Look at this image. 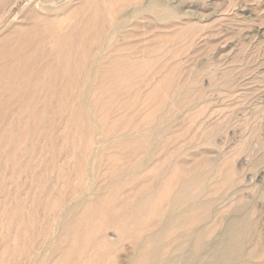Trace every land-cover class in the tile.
<instances>
[{"label":"bare ground","instance_id":"bare-ground-1","mask_svg":"<svg viewBox=\"0 0 264 264\" xmlns=\"http://www.w3.org/2000/svg\"><path fill=\"white\" fill-rule=\"evenodd\" d=\"M16 2L17 0H0V23L1 19L4 18L6 13ZM29 2L32 3L31 7L22 16V18L20 17L21 19L17 21L18 23L12 24L6 27L5 29L2 28L4 25L0 28V152L2 153V151L4 150L3 152L7 151L9 157L12 156V147L16 144L17 140L20 141V139H22L21 135L23 136V134H28L27 132H35L36 130H40L42 132L41 134H43L44 132L47 133V130H51L52 128H47L46 124L49 125L46 120L48 116H51L52 118V115L57 116L58 114L60 117V115L64 114L63 116L65 117L66 114L67 122L70 124L69 127H74L75 129H77L83 137V141L81 144L82 146L80 145V148L78 149L79 151H77L81 152L82 147L83 151L85 152L89 150L87 156H84L82 153H79L80 155L78 157L75 167L72 166L73 164H70V169H73V167L75 168L74 170L77 174L75 178L78 177L80 181H83L84 178L89 174L90 163L88 161H90V157L94 156H90V154H92V147L94 146L95 148V145L99 143V141H101L97 140V133L99 132L96 131L93 125L96 126V123L98 124L99 121V124H101L102 122L100 118H102V116H106V114L101 113V111L103 110H99V112L102 114V116L100 117L101 114L98 115L99 112L97 111V113H95L94 111H92V109L98 110L99 107L102 108L101 106L106 105L104 102L106 97L108 96L110 100V98H113L112 96H114L115 94L118 95V97L120 96L122 98L123 101L120 103L124 106L126 110L134 106V104L136 102H139L140 100L139 104L140 106L142 105L141 109L140 107H135L140 109L141 111L144 106L147 107L148 101L151 102L152 97L158 94L161 82H156L155 79V82H151V84L150 81L152 79L148 80L146 79L148 77H142L143 73L141 74L139 66L141 61L139 62L140 58L138 59V57H140L143 52V55H145V53L149 54L152 51V48L151 50H149L150 48H148V50L146 49L147 51L145 52V49L142 48L140 50V46L139 48L137 47L138 43L137 45H135L130 44L128 42L127 44H122L123 46L121 47H119V44V46L115 45V47L109 48V51H120V54H114L107 60H105L103 57L101 59V52L104 49L108 48L107 44L103 42L102 33H104L103 30L108 25L107 15H114V12L116 10L114 4L115 0H29ZM131 2L129 3V5L131 4ZM74 3H78V5L73 6ZM123 8H125V6ZM118 9L120 8H118L117 6V11H119ZM122 11L124 10L122 9ZM158 12L161 13L160 11ZM117 13L118 12H116L115 14ZM157 15L162 16L163 13L162 15ZM153 32L155 33L156 31ZM156 33L153 35L157 36L158 33ZM93 48L94 54L91 52ZM121 51H126V53L122 52L123 54H121ZM137 54H140V56L137 57ZM159 71L160 70H158V72ZM155 73H157V70L155 71ZM148 87H150L151 89L149 88L150 91L146 94L143 92V90L147 89ZM142 93L145 94L144 97H142ZM176 95L173 94V97ZM156 96L157 98H159L158 95ZM163 98L165 99L164 96ZM67 101H71L72 103H67ZM156 101L157 100H153V103H156ZM162 101L160 103L165 105V107L170 104L168 103L166 105L165 102ZM150 105L152 104L150 103ZM124 108H118V110L120 109L121 111L123 110L124 112H126ZM149 108L151 109V106ZM159 108H162L160 107V104L158 106V109ZM144 110L146 111L145 108ZM104 111L110 113L109 110L104 109ZM113 111H115V109ZM129 111L130 110L128 109V112ZM92 112L95 113L94 116L98 115L99 117V119L95 118V123L94 120H92ZM135 112L137 113V111H134L132 112L133 114L129 112L126 115L128 116L129 114H132L136 116L138 113H140L138 112L137 114H134ZM109 113L107 115H109ZM149 113L153 112L149 111ZM123 114L121 115L123 116ZM142 114H140L139 116H143ZM114 115H111V117L116 118ZM132 115L128 117L126 116V118L124 115L125 119L124 121L122 120L123 122H127V118L129 117L131 121H128V123H126L125 125L121 124L122 126L116 128L115 126L120 125V120H118V122L117 120L114 121L115 119H112L113 122L111 124V127L107 129L103 128V130L105 131L106 129V131L102 135L106 134V137H108L106 140H104V142H109V145L111 147L107 148L110 150L113 148L115 150L114 153L109 155H107L108 153H105L107 156L104 154V156H106L104 160L107 163L106 167L104 166V183L101 186H98V184L102 181L100 180V182H98L97 184V187L99 188L95 189V187H93L95 189L93 193L94 198L86 199L84 196L79 197L78 195L77 197L76 194L78 192H76L75 196H71V203H68V201H66V196L64 198L62 197V200L60 199L62 205H60V201H57L56 205H58L59 203L60 206L56 208H58L60 212H56L55 210V213H58V219L55 224L53 223V227L55 229L60 230L58 231L60 232V234L58 235L56 233L58 236H53V238L55 237V241H51L52 243H49V241H46L45 239L48 235H51V223L49 222L46 226L42 228L40 227L41 237L43 236V242L40 243L44 244L45 249L50 250L49 252L54 256L50 259L47 257V254H29L28 258L33 262H36L32 264H119V262L117 261V257L118 253L122 251L121 245L122 243H124V241L128 242L131 249L130 251H128V253L130 254H126V260L123 262V264H264V259L261 262L254 261L255 257H253V255H257L256 252L251 253L252 251H248V248H251L248 246L251 244L250 241L252 240V236L254 235H252V232H255L253 231V227L255 228V226L253 225L254 221L250 219V216L248 217L247 215L240 214L231 217L227 221L223 236L217 241L210 243V236L214 231L219 228L220 222L217 221L218 219L216 220V222L212 218L215 223L211 220L212 211L210 210V202L206 199H203V193L206 190V181L208 178V174L205 173L206 170L198 171L197 169L194 171V173H190L185 167H183L184 163H180L175 160L176 158L173 157L174 151L169 149L164 150V148H161L164 146L163 144L166 143L164 141L159 140L160 132H162L163 130L160 129L163 126V123L161 121V127H158L157 121H153L152 125H150L149 123H146L145 125V123L143 124V122L147 120V114L144 115L142 119L140 118L141 120L139 119V121V116L137 117L136 121L134 120V118H131ZM151 115L152 114H149L150 119H152ZM122 116L119 118L121 119ZM161 116H159V118ZM96 119L98 120V122ZM105 119L106 118H102V121ZM107 119L111 118L109 117ZM59 121L61 122L62 120ZM18 122H23V128L25 127L24 129L26 131H24L26 133L21 134L22 128H20ZM15 123L17 125H15ZM44 124L46 125V127ZM99 124L98 126H100ZM106 124H108V122ZM166 124L167 123H164V125ZM147 125H149L150 127ZM54 131H56V129ZM33 132H31V136ZM54 133L55 132H53V134ZM58 133H60V131H58ZM55 135L56 134L52 135V137ZM111 136L112 138L114 136L115 138L118 137L120 139L118 141H114V138L111 139ZM43 137H45V135L42 136V144L43 140H46L43 139ZM33 139H35V137H33ZM12 140L13 142L14 140H16L14 145L12 144L13 146L10 144V141ZM47 140H49L48 137ZM168 140L169 138L167 139V141ZM25 142L26 144H28H25L26 146H30V142ZM161 142L163 144H160ZM19 143H21V141ZM44 143H46V141H44ZM58 143L60 144L61 142L58 141ZM59 144H56L58 145L57 148H59ZM159 144L161 145L160 147H158ZM16 145L18 146V143ZM26 146H24V149L27 148ZM62 147L64 146L62 145ZM78 147L76 146V149ZM14 148L15 147H13V149ZM50 149L51 148H49V150ZM60 149L59 152L58 149L56 150L59 155H61L60 152L62 151ZM95 149L97 150V148ZM26 151L24 152L28 154V150ZM18 152H22V150ZM32 152L35 153L34 150ZM40 152H44V149ZM95 152L96 151L93 150V153ZM57 153L55 152V154ZM5 154L6 152L3 155ZM19 155L17 156L19 157ZM56 156L57 155H55V157ZM9 157H6L7 161L10 159ZM40 157L43 156L41 155ZM68 157L65 158V161H68ZM71 157L72 156H70V158ZM2 158L5 157L3 156ZM43 158L45 159V156ZM52 158L54 159V157ZM4 160H1L2 164H5L3 163L6 162ZM16 160L18 159L16 158ZM33 160L34 159H32V164L34 163ZM58 160L57 161L60 162L61 158H58ZM40 162H38V166L41 164ZM58 162H55L57 164L55 165L57 167L56 169L60 167L58 165ZM44 163L45 162L43 160V164ZM51 163L52 162H50V164ZM19 164L18 167H21V171H23L22 166H19ZM0 166L2 167V165ZM5 166L6 165H4V167ZM29 166L30 167L28 168H31V165ZM38 166L36 164V167ZM50 167H52V165ZM227 168H229V166H227ZM48 169L49 168L47 165L46 170ZM29 170L30 169H26V171H28L26 172L27 174L29 173ZM41 170L38 169V172ZM10 173L12 174V168ZM39 173L38 175H42V173ZM49 173L50 171H48V174ZM229 173H231L230 170ZM55 174L58 175V173ZM66 174L67 173H65V177ZM33 175L35 176V174ZM60 176L58 175L57 177L59 179L63 178ZM16 177L18 176L16 175ZM36 177H39V180L41 179L40 176ZM70 179L71 178L69 177V179L67 180ZM101 179H103V177ZM86 180H89V178ZM29 181L30 179L27 181V183ZM31 181L33 182V179H31ZM37 181L38 180H36L35 182ZM40 181L43 183L46 182L42 179ZM74 181H76V179ZM63 182L62 184L64 186L65 182ZM17 184L15 186V189L16 187H18ZM49 184H52V182ZM21 186L22 185H20L19 187ZM54 186L55 188L57 187L56 185ZM1 188L4 187L1 186ZM87 188L88 187L85 186L84 190H86ZM5 190L6 189H4V191ZM30 190L31 189H29V191ZM53 191H56V189ZM50 192H52V189ZM80 192L82 193L83 190H81ZM2 193L5 192H3L2 190ZM26 193L27 191L25 192V196ZM61 193L63 194V192ZM86 193L88 194V192ZM45 194L43 195L45 196ZM7 195L4 196L8 197ZM47 195H49V193H47ZM67 195L69 198V193ZM51 197L52 196H50V198ZM59 197L57 200H59ZM50 198L48 199L50 200ZM4 199L6 200L5 197L3 198V200ZM51 199L54 201V197ZM18 200L19 199H17V202H19ZM40 200L42 199L40 198ZM47 201L48 200H45V204ZM3 205H5V203ZM2 206L0 205V207ZM16 207L18 206L15 205V208ZM43 207L46 208V206L44 205ZM15 208L13 209L15 210ZM52 208H54V206ZM42 209L44 210V208ZM13 212L10 216L14 214ZM52 215L54 214H51V218ZM42 219H40L41 222ZM18 220L20 219L18 218ZM34 225L35 223L33 221L29 224L30 228L31 226L34 227ZM8 227H10V225ZM109 230L114 231L115 235L111 236L109 234ZM32 231L33 229L31 228L30 232L32 233ZM34 234H36V232H34ZM7 235H9L8 230ZM15 239L16 238L12 240ZM22 240L24 239L22 238L19 242H22ZM31 242L32 241H30V243ZM9 243L11 244V242ZM22 243L24 244V241ZM209 244L211 245L209 248L210 253L206 258H203L199 251L204 249ZM39 245L40 244H38V246ZM24 246H22V248ZM10 247L12 248V246ZM186 247H188V250L191 252V258L189 256H186L184 253ZM12 250L15 251L14 248H12ZM2 251L4 252V250ZM3 252L1 253L0 251V256L3 254ZM23 252H25V249L23 250ZM14 253H11L10 255H14ZM23 258L24 257H22L21 259L23 260ZM2 260L0 261V263L2 262ZM13 262L10 264H13ZM16 262H18V259Z\"/></svg>","mask_w":264,"mask_h":264},{"label":"rangeland","instance_id":"rangeland-1","mask_svg":"<svg viewBox=\"0 0 264 264\" xmlns=\"http://www.w3.org/2000/svg\"><path fill=\"white\" fill-rule=\"evenodd\" d=\"M134 1L132 0L131 2V0H115V18L113 14L111 16L107 15L108 25L104 28V33H102L103 42L107 44L108 48L104 49L101 52L100 56L101 59L103 57L105 60H107L114 54H120V51L112 52L109 51V48L115 47V45L119 46V44V47H121L128 42L135 45H137L138 43L137 47L139 48L140 46V50L142 48L145 49V52L148 50V48H150L149 50H151L152 48L153 52L149 51V54L145 53V55H143L144 52L142 50L143 54L141 53V56L140 54L136 55L137 57L140 56L138 57V59L140 58L139 62H142H140L139 66L141 70L140 72L141 74L143 73V76L141 74L140 75L145 78L148 77L146 78L148 80L152 79L150 83H154L156 79V82L160 81L161 85L159 89L160 93L158 92V94H156L159 96V98H157V96L155 95L152 97L151 102L148 101L147 107L151 106V109L144 106L146 111L144 110V108H142V110L140 111L142 105L140 106L139 100V102H136L134 106L128 109L130 110V113L134 111L140 113L137 114L135 112L134 114H137L136 116L132 115L133 113L129 114L128 116L132 115L131 118H134V120L137 121V117L144 112L142 115L144 116L147 114L148 117L147 120L145 119L146 121H144L143 124L145 123L146 125V123H149L150 125H152L153 121H157L158 127H161L163 123V128H160L163 130L162 132H160V136H158L159 140L166 143L163 144L161 142L160 144L164 145L161 148H164V150L169 149L174 151L173 157L176 158L175 160L177 162L184 163L183 167H185L190 173H194V171L197 169L198 171L206 170L205 173L208 174V178L206 181V190L203 193V199H206L210 202V210L212 211L211 220L212 218L214 219V221L218 219L217 221L220 222L219 228L210 236V243L217 241L223 236L227 221L231 217L240 214L247 215L248 217L250 216V219L254 221L253 225L255 226V228L253 227V231L255 232H252V235L254 234L252 236L253 241H250L251 244L248 247L251 248H248V251H252L251 253L256 252L257 255H253V257H255L254 261L261 262L264 259V0H169V2L168 0ZM130 2L131 4L129 5ZM31 4L32 3L29 2V0H17V2L6 13L4 18L1 19L0 28L4 25L2 28L5 29L12 24L18 23L17 21H19L27 12V10H29ZM77 5L78 3L73 4V6ZM117 6L118 8H120L118 9L119 11H117ZM124 6L125 8H123ZM122 9L124 11H122ZM158 11H160L161 13H159ZM116 12L118 13L115 14ZM157 14H161L162 16H159ZM163 16L168 18H165ZM153 31H156L158 35L154 36L153 34H155L156 32L154 33ZM91 52L94 54V48ZM122 52L126 53V51H121V54H123ZM156 70L158 74L155 73ZM158 70L160 71L158 72ZM155 77H157L158 79ZM149 88L150 87L144 89L143 92L146 94L149 93L151 89ZM144 93L141 94L142 97H144ZM173 94H177V97H173ZM163 96L165 97V99L163 98ZM112 97L113 98H110L109 100L107 96L104 101L106 105L101 107L105 110H109L112 116L114 114H117L114 115L116 118H112L109 112L104 111V109L100 107L98 108V110L95 109L96 111L92 109V111H94L95 113H97V111L99 112L100 109L103 110L104 112L101 111V113L106 114L107 117L102 116V114L99 112L98 115L101 114L100 117L102 116L103 119H106L102 121V118H100L102 122L101 124H99V121L98 124L100 126H98L97 123L96 126L93 125L96 131L99 132L97 133V140H101L103 142L99 141V143H97L96 145L93 144L95 145V148H97V150L94 148V146L92 147V154H90V156H94L90 157L91 159L90 161H88L90 163V170L89 174L84 178L83 181H80L78 177L75 178L77 174L74 170V167L79 155L82 153L84 156H87L89 150L85 152L83 151L82 147V151L78 152V149L82 144L83 137L77 129H75L74 127H69L70 124L67 122L66 114L65 117L63 116L64 114L60 115V117L63 118H60L58 114L57 116H53L52 114H50L52 115V118L51 116H48L46 120L49 125H46L47 128L52 127V131L48 129L49 131L47 130V133L44 132L45 134H41L42 132L40 130H36L35 132L30 131L27 132L28 134H23L26 133V130L24 129L25 127L23 128V122H18L20 128H22L23 131H21V134H23V136L21 135L22 139H20L21 143H19V140H17V142L16 140H14V142L13 140L10 141L11 145H14L15 142L16 144L18 143V146L16 144V146L12 145L15 148L13 149L12 147L13 155L10 157L9 154H7V151H5V155H3L5 153L3 152L4 150L2 151V153L0 152V157H5H1L0 161H3L4 159V161H6L3 162L5 164H2V161L0 163V165H2V167L0 166V200H3L4 197L6 198V200L4 199L5 201H0L1 206L5 203V205L0 207V251L2 253V250H4L5 252H3V254L0 256L1 260L3 259L1 262L2 264H10L13 261V264H20L21 261V264L36 263L28 258L29 254L32 253L47 254L48 258H53L54 255L49 252L50 250H46L44 244L40 243L43 242V236L41 237V228L46 226L50 222L52 225L51 235H48L45 240L49 241V243H52L51 241H55V237L60 234V232H58L60 230L55 229L53 227V223L55 224L57 222L58 213H55V210L56 212H60L56 207L62 205L61 200L66 196V201H68V203H71V196H75L76 192H78L76 196H84L86 199L94 198V190L96 188H99L97 187L98 182H100V180L103 181H101L98 186H101L104 183V166L106 167L107 164L104 159L107 155L114 153L115 150L113 148L111 150L108 149L111 148L109 145L110 143L104 142V140H106L108 137H106V134H102L105 133L107 128L111 127L114 119V121L120 120V125L115 126L116 128L125 125L126 123H128V121L131 122L129 119L130 117L127 118V122H123L127 116L126 114H128L129 112L128 109L126 110L120 103L123 101L122 98L120 96L119 98L118 95L115 94ZM153 100H157L156 103H153ZM161 101L165 102L166 105L168 103L170 104L165 107V105L160 103ZM107 102L110 103L108 104ZM67 103L72 102L67 101ZM150 103L152 105H150ZM159 104L162 108L158 109ZM135 106H137L138 108L140 107V109L136 108ZM134 107L137 110H135ZM113 108L115 109V111H113ZM118 108H124L126 112H124L123 110L121 111L120 109L118 110ZM149 111L153 113H149ZM95 113L92 112V120H94V123L95 118L99 119L98 115L94 116ZM108 113L110 116L107 115ZM121 114H123V116ZM149 114H152L151 118L153 120L150 119ZM119 115L122 116L121 119L119 118L121 117ZM158 115H162L160 117L161 119ZM143 116H139L138 121L140 118L142 119ZM109 117L111 119H107ZM166 118L168 119V122ZM59 120L62 121L60 122ZM107 122L108 124H106ZM52 123L54 126L52 125ZM164 123L167 124L164 125ZM15 125L17 124L15 123ZM103 128H106L105 131L103 130ZM55 129L57 132L54 131ZM58 131H60V133H58ZM167 131H169L170 133ZM31 132H33L32 136ZM53 132H55L54 134L56 135L52 137V135H54ZM65 133L67 136L65 135ZM168 133L170 134V136ZM40 135H45L43 139L46 140H43V144L41 142L42 136ZM46 136L49 140H47ZM28 137L31 139H29ZM33 137H35V139H33ZM26 138H28L30 141ZM55 138L57 141L55 140ZM65 138L67 141L65 140ZM113 138L114 141H118L120 139L118 137L115 138L114 136ZM113 138L111 136V139ZM166 138H169V142ZM25 141H27V143L30 142V146H26L28 144H26ZM44 141H46V143H44ZM58 141L62 143H60L61 146ZM38 142L40 143V145ZM56 144H59V148H57L58 145ZM160 144L158 147L161 146ZM23 145L27 148L24 149ZM62 145L65 147V149L64 147H62ZM75 145L79 147L76 149ZM41 146L44 149V152H42L43 154L40 152L41 150L43 151ZM49 148H51L52 150L50 149V151ZM20 149L23 153L18 152L21 151ZM57 149L58 152L59 149L63 151H61L62 153L60 152L61 155L57 153ZM26 150H28V154L26 153ZM33 150L35 153L32 152ZM93 150H95L96 152L93 153ZM71 151H73L74 154ZM55 152L57 154H55ZM105 153L108 154L106 155ZM104 154L106 156H104ZM17 155H19V157ZM41 155L43 157L45 156V159L43 157H40ZM55 155L57 156L55 157ZM15 156L18 160H16ZM70 156H74L73 158L71 157L73 160L70 158ZM6 157H9L10 159L8 158L9 160L7 161ZM11 157L13 160L11 159ZM52 157H54V159ZM66 157L69 158L67 159L68 161H65ZM40 158L44 160V164L43 160ZM58 158H61L60 162H58ZM32 159H34L33 164ZM36 161H41V164L39 163L40 167L38 166V162ZM50 162H52L54 165L52 163L50 164ZM55 162H58V165L60 166L58 167V169H56L57 167L55 165L57 164ZM46 163L50 170H46ZM18 164L19 166H22L23 171H21V167H18ZM36 164L39 168L36 167ZM70 164H73L72 166H74L73 169L71 168L72 170L70 169ZM4 165L6 166L4 167ZM29 165H31V168H28L30 167ZM51 165L52 167H50ZM227 166H229V168H227ZM10 167L12 168V174L10 173ZM26 169H30L29 173L31 175L29 173H26L28 172L26 171ZM38 169H42L43 171L46 170L47 172H43L41 170L39 171L40 173H42L41 175L38 172ZM217 169L220 170L218 171ZM229 170L231 173H229ZM48 171H50L49 174ZM38 173L40 175H38ZM55 173H58V175H61L60 177L63 178L59 179L57 177L58 175H56ZM65 173H67L66 177ZM13 174L15 175V177L17 175L19 178L16 177L15 179ZM33 174H35V176ZM36 176H40V178L46 182H41V179L39 180V177ZM69 177L71 179L67 180L69 179ZM102 177L103 179H101ZM88 178L89 180L91 179L93 181L86 180ZM27 179H30L28 183ZM31 179H33V182L31 181ZM54 179L55 181H57L58 179L59 180L55 182ZM75 179L76 181H74ZM15 180L18 181L16 182ZM24 180L26 181V184ZM36 180L38 181L35 182ZM15 182L16 184L19 183L17 184L18 187H16V189ZM51 182L52 184H49ZM62 182L64 183V186ZM68 182L71 184H69ZM32 183L36 185L34 186ZM20 185L22 186L19 187ZM29 185L31 188L29 187ZM54 185H56L57 187L55 188ZM1 186L4 188H1ZM77 186L79 187V189ZM85 186L88 187L86 190H84ZM58 187L60 188V190ZM93 187H95V189ZM4 189L6 190L4 191ZM29 189L31 190L29 191ZM51 189L52 192H50ZM55 189L56 191H53ZM80 189L83 190V195L80 192ZM2 190L6 194L2 193ZM26 191L27 193L25 196ZM67 191L70 195L69 198L67 195ZM46 192L49 193V195H47ZM61 192H63V194ZM86 192H88V194ZM9 193L12 195H10ZM43 194H45L46 197ZM4 195H7L8 197ZM50 196H52L51 198L54 197L55 202L50 198ZM16 197L17 199H19V202L21 201L20 203L17 202ZM58 197L59 200H57ZM40 198L43 201L40 200ZM48 198H50V200ZM12 200L15 202V204ZM45 200H48L46 204ZM57 201H60V205L59 203L58 205H56ZM22 203H24L25 205ZM15 205L18 207L15 208ZM43 205L46 206V208L43 207ZM53 206L54 208H52ZM13 208H15V210ZM42 208H44V210ZM12 212L14 214L10 216ZM44 213L47 215V217ZM51 214L55 215H52L53 219L51 218ZM14 218L16 219V221ZM18 218L20 220H18ZM39 218H43L42 222ZM32 221L35 223V225L34 227L31 226V228L33 229L31 233L29 224ZM9 225L10 227L12 225L13 226L10 228L8 227ZM7 230L9 235H7ZM34 232H36V234H34ZM109 234L111 236H114L115 232L109 230ZM53 236L55 237L53 238ZM14 238H16L17 240H12ZM22 238L24 239L22 240V242L24 241V244L22 242H19ZM10 239L13 241V243ZM29 240L32 242L30 243ZM9 242H11V244ZM38 244L40 245L38 246ZM10 246H12L15 251H13ZM22 246L24 247L22 248ZM210 246L211 245L209 244L204 249L199 251L203 258H206L210 253ZM22 249H25V252H23ZM130 249L131 248L128 242L124 241V243H122L121 245L122 251L118 253L117 257V261L119 262V264H123V262L126 260V254H130L128 253ZM11 253H14V255H10ZM184 253L186 256H189L191 258V252L188 250V247L185 248ZM21 256L24 257L23 260L21 259ZM16 258L18 259V262H16Z\"/></svg>","mask_w":264,"mask_h":264}]
</instances>
